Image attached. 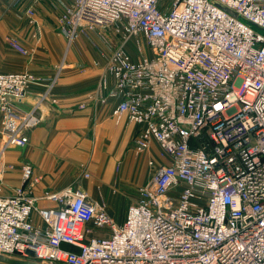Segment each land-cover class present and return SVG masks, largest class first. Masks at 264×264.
Instances as JSON below:
<instances>
[{
    "label": "built area",
    "instance_id": "1",
    "mask_svg": "<svg viewBox=\"0 0 264 264\" xmlns=\"http://www.w3.org/2000/svg\"><path fill=\"white\" fill-rule=\"evenodd\" d=\"M215 1L238 16L210 0L62 5L56 29L69 43L109 26L122 39L87 105L117 99L114 119L139 126L135 153L154 142L165 162L148 160L153 173L119 224L75 185L35 196L40 177L24 164L10 195L0 179V254L42 264H264V0ZM25 11L34 25L33 4ZM130 39L140 52L143 39L149 53L134 60L124 48ZM6 40L30 53L16 37ZM32 83L44 90L26 110L19 102ZM52 86L31 72H0V154L28 142L39 104L56 101ZM89 225L108 233L94 236Z\"/></svg>",
    "mask_w": 264,
    "mask_h": 264
},
{
    "label": "crops",
    "instance_id": "2",
    "mask_svg": "<svg viewBox=\"0 0 264 264\" xmlns=\"http://www.w3.org/2000/svg\"><path fill=\"white\" fill-rule=\"evenodd\" d=\"M72 1L25 0L15 6L11 0H0V72H31L44 79H53L51 91L56 99L39 104L40 122L26 132L28 142L24 146H8L0 154L1 193L4 195H10L12 188L21 185V169L26 163L33 167V174L40 177L33 187L35 196L75 185L95 203L98 199L91 190L93 186L97 187L98 194L105 192V185L113 183L139 187L153 173L148 164L151 156L146 160L150 170H140L137 177L130 176L129 166L125 171L120 169L127 163L125 150L130 149L129 145L133 147L139 126L125 117L118 122L114 119L111 108L117 99L87 105L88 94L98 88L106 57L112 48L107 50L109 52L100 49L107 48L103 43L94 47L88 38L95 41L98 37L87 31L70 43L57 31L55 25L62 5ZM30 4L35 11L34 25L28 23L25 11ZM36 29L38 37L34 36ZM8 36L16 37L30 53L24 55L10 48L6 42ZM128 49L126 47L130 54ZM43 90L44 83H32L19 105L31 109ZM81 104L86 106L80 107ZM2 143L0 130V149ZM153 147L158 146L151 142L146 153ZM163 162L164 158L155 164ZM84 171L90 179L83 175ZM37 204L51 205L42 200Z\"/></svg>",
    "mask_w": 264,
    "mask_h": 264
},
{
    "label": "rangeland",
    "instance_id": "3",
    "mask_svg": "<svg viewBox=\"0 0 264 264\" xmlns=\"http://www.w3.org/2000/svg\"><path fill=\"white\" fill-rule=\"evenodd\" d=\"M53 25V24H52ZM56 26V25H55ZM256 30H258L256 27H254ZM88 34L93 35V37L97 36L98 39L93 41L91 38H88V41L96 48L100 46L101 43H103L107 48L100 49H106L110 50V48H115L120 45L122 42V39L119 35L115 34L113 26L109 27H97L94 29H85ZM91 37V36H89ZM97 41V42H96ZM136 40L130 39L128 42L125 43L124 48H130L128 51H130L131 57L136 60L141 53L147 54L149 53L148 48L144 42L143 39H141V45L143 48V51L140 52L137 50L136 46ZM127 51V50H126ZM109 52V51H107ZM155 145L159 146L157 143H154ZM128 150H125V161L128 163L122 165L120 169L125 171L127 169V166H129V172H131V177H137L136 175L139 173L140 170H150L147 164V156H151L155 162H160L163 157L161 153L160 147H153L151 151L148 153L142 152L139 155L135 154V151L131 145H129ZM146 167V168H145ZM120 170V171H121ZM127 173V172H126ZM87 179H90L87 177ZM142 186V185H141ZM104 193H99L97 187H92V192L94 195H96L97 200V206L98 208L102 209L104 212H106L116 224H119L124 217L126 207L132 203H134L138 197V187H133L129 185H121V184H109L105 185L103 187ZM90 228L93 230L94 236H103L104 234L108 233V229L106 227L104 228H95L89 225ZM87 238L90 236L87 235Z\"/></svg>",
    "mask_w": 264,
    "mask_h": 264
},
{
    "label": "water",
    "instance_id": "4",
    "mask_svg": "<svg viewBox=\"0 0 264 264\" xmlns=\"http://www.w3.org/2000/svg\"><path fill=\"white\" fill-rule=\"evenodd\" d=\"M210 1H212L216 6H218L219 8L224 10L226 13L230 14L231 16L233 17L238 16L235 11L219 3L218 1H215V0H210ZM28 253L30 256L33 255L31 251H28ZM0 263L2 264H42L40 261L31 259V258H21V257L6 255V254H0ZM45 264H50V263H45Z\"/></svg>",
    "mask_w": 264,
    "mask_h": 264
}]
</instances>
